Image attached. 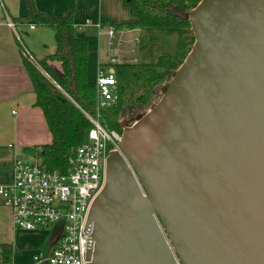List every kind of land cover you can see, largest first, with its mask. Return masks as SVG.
<instances>
[{
  "label": "water",
  "instance_id": "obj_1",
  "mask_svg": "<svg viewBox=\"0 0 264 264\" xmlns=\"http://www.w3.org/2000/svg\"><path fill=\"white\" fill-rule=\"evenodd\" d=\"M184 17L194 41L175 73L116 121L86 264H264V0Z\"/></svg>",
  "mask_w": 264,
  "mask_h": 264
},
{
  "label": "crops",
  "instance_id": "obj_2",
  "mask_svg": "<svg viewBox=\"0 0 264 264\" xmlns=\"http://www.w3.org/2000/svg\"><path fill=\"white\" fill-rule=\"evenodd\" d=\"M34 2L38 11L51 16L73 11L75 36L87 42L86 76L90 85L95 84L98 67L110 69L111 57L121 63H152L160 56L169 57L173 64L179 62V30L128 28L126 25L135 22L137 17L122 5V0ZM109 27L122 31L121 35L110 39ZM14 31L37 61L44 60L55 50L54 32L38 26L28 17L24 0H0V185L11 183L14 162L21 159V154L33 160L27 149L51 141L42 111L33 106L35 94ZM119 37L122 42L117 45ZM49 66L61 72L59 63L49 62ZM41 232L13 229L11 214L0 202V244L12 246L13 264H34L37 246L31 239Z\"/></svg>",
  "mask_w": 264,
  "mask_h": 264
},
{
  "label": "trees",
  "instance_id": "obj_3",
  "mask_svg": "<svg viewBox=\"0 0 264 264\" xmlns=\"http://www.w3.org/2000/svg\"><path fill=\"white\" fill-rule=\"evenodd\" d=\"M200 0H122L137 19L128 28H159L179 30V62L173 64L167 56L152 63L120 62L111 65L116 80V102L99 113L100 123L121 134L116 121L127 113L144 115L153 106L163 83L172 76L190 50L194 33L184 17ZM28 17L38 26L54 32V53L33 62L19 46L23 66L35 94L34 107L39 108L51 135L47 144L27 151L48 169L68 170L67 156L80 146L91 123L83 112L95 115V87L87 82V42L75 36L73 11L62 16L40 12L34 0H24ZM49 62H57L61 72H55ZM40 147V150H38ZM13 248L0 244V264L12 262Z\"/></svg>",
  "mask_w": 264,
  "mask_h": 264
},
{
  "label": "built area",
  "instance_id": "obj_4",
  "mask_svg": "<svg viewBox=\"0 0 264 264\" xmlns=\"http://www.w3.org/2000/svg\"><path fill=\"white\" fill-rule=\"evenodd\" d=\"M9 26L14 29L10 21ZM14 33L24 53L36 63V58ZM121 33L113 27L107 29L110 39ZM121 42L119 37L117 45ZM116 63H120L118 58H109L110 67ZM115 86L113 72L98 67L94 84L95 115L83 112L91 127L84 142L70 150L66 172L48 169L36 158L16 159L11 183L0 185V202L11 214L13 229L44 231L62 220L57 235L49 242L47 254H35L34 264H86L92 233L88 212L105 184L107 156L118 149L120 140V134L103 126L99 117L102 109L116 102Z\"/></svg>",
  "mask_w": 264,
  "mask_h": 264
},
{
  "label": "rangeland",
  "instance_id": "obj_5",
  "mask_svg": "<svg viewBox=\"0 0 264 264\" xmlns=\"http://www.w3.org/2000/svg\"><path fill=\"white\" fill-rule=\"evenodd\" d=\"M21 159L23 161H31V159H29L27 156H25L24 154H21ZM62 224V220H58L57 223L52 226L50 229L48 230H44L39 234H36L33 236V238L31 239L33 241V244L37 249V253H41V255L45 256L48 252V246H49V242L57 235L60 227Z\"/></svg>",
  "mask_w": 264,
  "mask_h": 264
}]
</instances>
